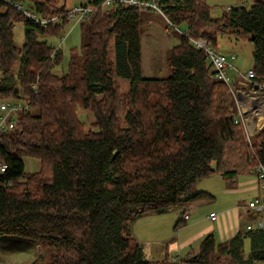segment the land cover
<instances>
[{"label": "trees", "instance_id": "trees-1", "mask_svg": "<svg viewBox=\"0 0 264 264\" xmlns=\"http://www.w3.org/2000/svg\"><path fill=\"white\" fill-rule=\"evenodd\" d=\"M55 1L0 0V101L27 107L14 129L0 131V164L6 166L0 239L39 246L43 255L31 264H174L168 257L146 260L130 223L213 198L196 184L215 173L214 164L228 179L257 161L264 165V126L249 145L235 122L228 84L185 36L171 51L169 75L145 78L142 11L134 8H99L81 23V50L59 73L62 48L39 38L60 35L69 20L43 27L24 15L62 16L66 7ZM159 4L173 25H184L192 39L204 38L214 50L223 35L250 41L256 81L264 83V0L231 8L221 19L211 17L205 0ZM18 23L25 29L22 47L15 42ZM116 77L129 83L127 93ZM79 105L93 111L95 131L84 132ZM24 157L38 159L41 170L26 175ZM183 222L180 216L175 228ZM244 239L251 242L248 260L240 253ZM228 260L264 262V230L238 233L219 246L208 235L181 264Z\"/></svg>", "mask_w": 264, "mask_h": 264}, {"label": "rangeland", "instance_id": "rangeland-1", "mask_svg": "<svg viewBox=\"0 0 264 264\" xmlns=\"http://www.w3.org/2000/svg\"><path fill=\"white\" fill-rule=\"evenodd\" d=\"M88 1L56 0L55 4L59 7L65 6L69 10L76 5L86 4ZM205 3L210 7L211 17L221 19L231 8L245 6L249 9L252 0H205ZM140 18L143 76L145 78H163L169 75L168 59L172 49L180 45L183 33L187 32L186 27L184 25L173 27L162 15L147 10L141 12ZM82 33L81 23L70 22L58 36H40V41L47 42L50 46L52 44L57 46L61 42V36L67 35L61 50L63 62L57 69L59 73L68 71L71 55L81 50ZM14 35L16 45L22 47L25 39V29L22 23L16 24ZM216 49L217 53L228 56L229 59L235 56V60L232 62L234 68L226 72L232 85H226L228 96L235 104V115L238 114L239 110L241 111L237 90L242 91L240 94L242 100L245 101L246 111L243 113V115L245 114V124L242 123L241 126L244 129L246 142L249 144L245 127L249 128L252 141L258 133L257 131L263 128L253 129L250 117L254 111V107H251L252 101L256 97L261 100L260 96L264 95V90L254 96L251 86L244 81L246 74L254 69L253 45L244 37L236 38L223 35L218 38ZM111 56H114L113 50ZM1 79L0 74V84ZM15 80H18V76ZM241 80L242 82H240ZM115 81L122 92L127 93L129 91V83L126 80L116 77ZM243 81L246 83L245 85L242 84ZM16 82L18 85L19 82ZM8 100L11 101L12 98H8ZM261 114H264V105ZM76 115L82 122L84 132L96 130L93 126L95 117L92 110L84 109L79 105L76 107ZM24 161L26 175H32L41 170V162L38 159L24 157ZM252 168L251 166L246 169L241 168L237 178L228 179L217 170V166L214 164L215 173L196 184L197 191L208 193L213 198L197 200L191 205L192 207L189 203L188 205L191 207L188 209L191 210L190 220L181 223L177 229L175 226L178 218L184 215V208H174L162 214H145L136 218L130 223L129 229L132 236L141 244L144 250V258L153 262H162L168 257L172 263L181 264L199 252L201 243L206 237L201 238L200 235L206 233L213 224L216 226V232L212 235L218 246L229 242L240 231H246L249 218L248 215L243 214L245 206L260 195L264 197L263 192H259L258 181L251 171ZM212 211L217 214V218L214 221L209 218V221L208 215ZM250 248L249 239H244V246L240 251L244 260L249 259ZM42 255L43 250L39 246H27L18 240L0 239V264H31ZM226 264H231V261L228 260ZM233 264L235 263L233 262ZM255 264H264V262H256Z\"/></svg>", "mask_w": 264, "mask_h": 264}, {"label": "built area", "instance_id": "built-area-1", "mask_svg": "<svg viewBox=\"0 0 264 264\" xmlns=\"http://www.w3.org/2000/svg\"><path fill=\"white\" fill-rule=\"evenodd\" d=\"M119 7L134 8L140 11H152L154 13L162 15L167 20L169 25L175 27V25H173L166 18L164 9L159 4V0H89L86 4L76 5L69 10L66 9V12L62 16L40 19L30 11H24V15L30 20L38 22L43 27H47L49 25L60 26L66 18L69 20V23H82L86 22L90 18V16L93 15L99 8L109 10ZM18 9L20 10L21 8L18 7ZM183 36L187 37L195 47L201 49L205 53L209 63H211L212 68L216 73V78L218 80L226 82L229 86H231L232 84L227 78L226 72L227 70L234 68L232 62L235 60V56H232L229 59L228 56L217 53L204 38L192 39L187 33H183ZM66 38L67 35L61 36V42L57 46L54 45L56 46V50L62 48ZM244 81L251 86V90L254 96L257 95L258 92L264 90V84L256 81V73L254 72V70H250L246 74V76L244 77ZM244 81L242 83L243 85L246 84L244 83ZM241 92V90H237V94L239 96V108L241 109V111L239 110L238 114L235 115V122H238L240 124L244 123L245 114L243 115V113L244 111H246L245 101H243L241 98ZM260 97L263 98L264 95ZM26 108L27 107L23 102H1L0 131H8L14 129L18 117L20 116L21 112L26 110ZM245 130L249 145H251L252 138L250 137L251 133L249 131V128L246 126ZM5 169L6 166L0 164V172H4ZM251 171L257 178L259 192H263L264 195V165L260 161H257ZM247 209L252 214L253 218L249 220V223L246 225V232L248 233L264 230V197L260 195L259 197L249 201ZM189 218L190 213L185 212L183 215L184 221H188ZM209 218L214 221L217 218V214L215 212H212L210 213Z\"/></svg>", "mask_w": 264, "mask_h": 264}, {"label": "crops", "instance_id": "crops-1", "mask_svg": "<svg viewBox=\"0 0 264 264\" xmlns=\"http://www.w3.org/2000/svg\"><path fill=\"white\" fill-rule=\"evenodd\" d=\"M240 82H242V80L240 81ZM264 84V83H263ZM264 103V97L263 98H261V100H260V98H258V97H256L255 98V100L254 101H252V103H251V107L253 108L254 107V111H253V113L251 114V124H252V126H253V129H260V128H262L263 126H264V114L262 115L261 114V109H262V107H263V104ZM263 104V105H262ZM258 132V131H257ZM256 132V133H257ZM237 178V177H236ZM194 203V202H193ZM193 203H190L189 205L191 206ZM189 205H187V206H185L184 207V210H185V212H189L190 213V211L191 210H188L189 208H191V207H189ZM213 212V211H212ZM212 212H210V213H212ZM243 214L244 215H248L247 217L249 218V220H251L252 218H253V216H252V214L249 212V210L247 209V206H245V210L243 211ZM179 219V218H178ZM208 219H209V215H208ZM189 220H190V218H189ZM178 221V220H177ZM209 221H210V219H209ZM185 222V221H184ZM216 232V226H214V224H213V226H210L209 227V229H207V231H206V233H202L201 235H200V237L201 238H204L205 236L207 237L208 235H212V233H215ZM240 234H245V233H247L246 231H244V232H242V231H240L239 232ZM207 234V235H206ZM231 236H234V235H231ZM205 237V238H206ZM235 237V236H234ZM233 237V238H234ZM204 238V239H205ZM250 241V240H249ZM203 242V241H202ZM250 246H251V242H250ZM250 253H251V248H250ZM250 253H249V255H248V257L250 256ZM192 254V253H191ZM190 255V254H189ZM188 255V256H189ZM149 261V260H148ZM173 261H176V260H173ZM150 262H153V261H150Z\"/></svg>", "mask_w": 264, "mask_h": 264}]
</instances>
